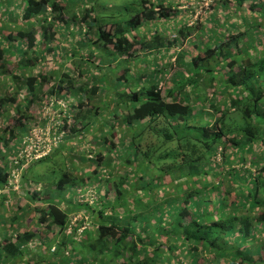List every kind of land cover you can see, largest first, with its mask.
<instances>
[{
	"label": "trees",
	"instance_id": "1",
	"mask_svg": "<svg viewBox=\"0 0 264 264\" xmlns=\"http://www.w3.org/2000/svg\"><path fill=\"white\" fill-rule=\"evenodd\" d=\"M98 1L63 0L62 6L59 0H0V18H11L10 28L15 30L0 22V77L18 79L15 89L22 90L24 86V112L28 113L41 97L36 90L51 80L54 83L46 104L49 98L73 92L80 95L81 112H75V108L72 113L64 112L65 117L59 122L64 138L45 161H55L66 151L70 154V146H77L78 140L89 146L96 157L90 160L87 176H74L79 169L74 159H59L57 165L68 161L66 171L73 168V173H62L49 185L52 193H58L71 183L86 197L88 188L92 204L80 203L73 210L64 211L58 196L55 199L50 193L42 198L41 187L39 192L25 187L29 202L43 201L30 208V214H24L27 221L9 210L10 214H0L4 242L0 241V264H48L51 257V264L57 259L59 264H70V259L73 264H264V0H214L210 16L202 22L188 23L185 15L191 12L181 9L183 4L178 6V1L185 0H129L128 5L139 7V11L125 22L111 20L108 13L104 15L107 8L102 12L101 5H95ZM195 5L188 9L194 12ZM64 7L65 13L73 14L71 20L62 16ZM121 8L127 9L124 3L117 7ZM217 17L234 23V32L220 28L224 35L218 32L210 38L215 30L207 33L205 26ZM179 18L183 24L171 33H176L175 38L159 31L157 24L169 27ZM100 19L108 21L102 23ZM156 19L159 23L149 31L145 26ZM73 21L83 23L82 27L77 26L82 37L91 35L86 43L88 50L102 51L101 55L98 53L102 64L93 72L87 71L93 52L83 58L73 51L69 58H63L61 47L51 44L56 38L54 24H61L62 32L73 35L76 30H68L74 27ZM36 22L40 25L38 33ZM195 29L201 33L200 38L191 37ZM42 48L53 51V57L45 59L49 66L59 64L62 70L71 61L79 73L61 72L56 80L53 75L49 80L48 75L38 74V65L32 61L43 60L39 51ZM161 54L169 61L159 67L155 60ZM138 55L148 56L157 69L152 68L148 77H140L147 81L145 86L115 95L116 104L125 100L134 105L121 115L125 128L116 131L110 125V130L106 127L108 135L103 137L105 132L100 128L104 125L99 120L105 115L99 97L105 101L112 94L107 88L113 83L126 84L124 70L119 77L114 70L120 61L126 65ZM173 60L185 61L189 67L184 68L187 72L190 68L191 73L174 81L163 96L159 86L163 87L169 79V68L175 66ZM201 88H211L213 92L208 96L205 91L206 99L198 101ZM220 90L225 94L219 98ZM207 103L209 107L204 110ZM7 104H16V94L0 95V119L6 115L3 107ZM201 115L204 123L195 122ZM17 116L18 130L0 126V190L8 183L13 156L27 134L22 124L25 115ZM121 116L111 117L117 120ZM230 116L237 118L230 122ZM116 136L124 139L122 144L127 142L125 149L117 151ZM84 138H89V142ZM27 171L23 172L24 178ZM150 173L155 176L149 177ZM84 176L91 181L86 183ZM69 193L71 200L73 193ZM16 194L2 193L0 208H11ZM109 196L111 201H106ZM78 213L87 215L89 223L81 220L72 224ZM31 223L38 229L27 227ZM15 224L17 231L10 226ZM52 227L58 239L45 241Z\"/></svg>",
	"mask_w": 264,
	"mask_h": 264
},
{
	"label": "rangeland",
	"instance_id": "2",
	"mask_svg": "<svg viewBox=\"0 0 264 264\" xmlns=\"http://www.w3.org/2000/svg\"><path fill=\"white\" fill-rule=\"evenodd\" d=\"M2 1H5V0H2ZM62 1L63 0H59V2L62 4ZM167 1V0H166ZM129 0H99L95 5H101L100 8L103 11H105L106 9V13L104 12V15H107V13L109 15H112L111 16V20H115V21H127L129 18L135 16L137 14V12L139 11V7H131L128 5ZM197 2V0H185V3L181 2V1H178V6H181L182 4L184 6H181V9H185L184 11L188 12L187 10H189V12H191V14H186L185 15V18L186 16L188 15V18H186L187 20L185 22H189V21H204L205 20V17L207 18L208 16H210V14H212L211 12L210 13H207L205 15H202L200 14L201 18L199 15H197L196 11L193 12V10H190L188 8H192L193 4ZM121 3H124L125 7L127 9H120L118 10L117 7L121 4ZM63 6V4H62ZM19 9L21 10V5L19 7ZM213 9V7H212ZM16 10V9H15ZM15 10L13 9V14H16ZM65 10L66 8L64 7V11L62 12V16L64 17V19H69L71 20L73 14L71 15V13H69V15L67 13H65ZM22 11V10H21ZM172 11V10H171ZM173 12V11H172ZM79 15L81 13H78ZM20 14H18L17 18L19 20V22L22 21V19H20L19 16ZM78 15V16H79ZM190 15V16H189ZM76 18H79L77 15H75ZM101 16L103 17V14H101ZM5 18V16H4ZM84 16L82 17V20H83ZM178 18V17H177ZM261 18V17H260ZM263 18V17H262ZM255 16L252 17V20H255ZM18 20L16 19V26H18ZM250 20V22L252 21ZM38 22H40L41 20H37ZM100 21L103 23H105L106 21H108V19H100ZM0 22H4V24H8L9 26V30H12L10 27L13 25V23L11 22V18L6 20V19H3V18H0ZM58 22V20H57ZM57 22L54 24V31L56 32V38H54L53 42L51 44L55 45L57 44L56 46L58 47H61L62 49V53H63V58H65L67 55L68 57L66 58H69V56L72 54L71 52L75 51V55H82L83 58H87V56L89 54H91L92 52V57H90V67L87 68V71H94V68L96 66H99L100 64H102V59H98V56H100L102 54V51L99 50V49H96V50H99V51H96V50H93L91 52V50L89 51L88 50V45L86 44L87 43V40L89 39V36L91 35H88L87 39H85L86 37H82V35H80L77 31V26L78 27H82L83 26V23H77L73 21V23H71L74 27L72 28H69L68 30H71V31H75L73 32V35H67V31L65 32H62L61 31V28H60V25L58 26ZM59 23H62V22H59ZM159 23V20L156 19L154 20V22H148L147 26L145 27H148L149 31L150 29L152 28L151 26H153V24H157ZM36 33H38L39 31V23L36 22ZM146 23H144L145 25ZM183 24V21L179 18L177 20H175V24L171 23V25L168 27V26H164V25H161V24H157L159 25L158 26V29L160 32L162 33H165L166 35H169L171 34L173 31H176L180 28V25ZM243 25H245L244 23H241ZM191 25V24H190ZM188 25V26H190ZM234 23L232 22H229L228 23V28H226V30L229 32V30L231 32H234ZM238 27H239V24H238ZM240 27H242L240 25ZM215 28V27H214ZM213 28V29H214ZM197 29V28H196ZM196 29L194 30V32H192V36L191 37H197V38H200L201 37V33L197 32L196 33ZM213 29L211 31H213ZM198 30H201V28H199ZM243 30V29H242ZM241 30V31H242ZM13 32H15V30L13 29L12 30ZM127 31H129V28H127ZM141 31V30H139ZM138 31V32H139ZM60 32V34H59ZM203 29H202V33H203ZM220 32L219 35H224V32L221 30V29H218L217 31H215L214 33H210L211 36L210 38H214L215 34ZM72 33V32H71ZM137 33V32H135ZM59 34V36H58ZM176 35V33H173L171 34L172 36L173 35ZM209 34V35H210ZM65 36V37H61V36ZM79 35V36H77ZM86 35V34H85ZM140 37L143 36V32L139 33ZM164 35V34H162ZM37 36V35H36ZM77 36V37H76ZM177 36V35H176ZM131 37V36H130ZM91 38V37H90ZM57 40V41H56ZM184 48H186L185 50L188 49V45L186 44V42H184ZM75 46V49L72 48V46ZM87 46V47H85ZM181 46V44H180ZM70 48H72V50H70ZM39 51L42 52V58L43 60H38L37 62L32 61L33 63H35V65H38L37 68H35V70H37V73L40 74L41 76L43 74H46L50 77L49 80H51V76L53 75V77H55V80L57 79L56 77L57 76H61V72H68L70 73L71 75L75 74V71L77 72V74L79 73V71L74 68V65H72L73 63L71 61L67 62V64L63 65L64 68L61 70L59 66V64H51L50 66L45 62V59L46 58H50L53 57L52 55V52L53 51H50V50H44L43 48L40 49ZM100 52V55H98V53ZM154 57V56H153ZM148 56H142V55H138L137 58H135L131 63H125L124 62H119L118 63V69H115L114 70V74H116L117 76L119 75V72L121 70H124L122 71V74L124 73V77L127 78L126 80V84L123 85L122 82H120V84H117L115 85V83H113L111 86H109L107 88V91H112V94H110L108 96V98L104 101V97L103 96H100V101L98 102H101L100 104V109L104 112L103 114L105 115V119H100L99 122L103 123L104 127L103 128H100V130H103L105 133L103 134V137H106L108 134H107V128L111 126H113V128L116 129V131L118 130H121L122 128H125V122H124V119L123 117L121 116L123 113H124V110L126 108H129L131 107L132 105H134L133 103L129 102V101H125V100H121L120 101V104H116L115 102V95L117 93H130V89L131 90H138V88H141L143 86L146 85L147 81L144 80V81H141V76L142 75H145V76H149V73H152L153 71L151 70L152 68L153 69H157V65L159 67H162V66H166V63H167V60L169 61V59H167L164 55H158L156 57V60H155V63H158L157 65L155 64H152V62L147 59ZM15 60V59H14ZM18 60V59H17ZM183 60V59H182ZM181 60V62L177 61V60H173L174 61V67L172 68H169V76H168V80H165V83H163V87H161V92H162V95L165 96L166 94V91L168 89H171V87L173 86L174 84V81H177V79H182V78H185L186 76L189 75V72L191 73L190 71V68H189V72H187L185 70V68L187 69L188 64H185L184 65V62ZM13 61V60H12ZM47 61V60H46ZM131 61V60H130ZM150 61V62H149ZM171 63V62H170ZM173 63V62H172ZM202 62H200L201 64ZM107 64V63H105ZM183 65V67H179V65ZM210 65H214L212 64V62H210ZM185 67V68H184ZM171 69V70H170ZM112 75H113V72H112ZM157 75V74H156ZM119 77V76H118ZM158 77V75H157ZM161 77V75H160ZM18 80V79H10V78H4L3 76L0 77V95H5V96H15L16 94V104L15 105H5L3 108L5 109L6 111V115L3 117V119H0V123H2V126H5L6 129L7 128H20L19 124L16 123V117L17 114L19 116H24L25 117L23 118L22 120V124L24 126H28L27 129L25 128V132L27 133V131H29V129H31V127L33 125L37 126V127H42V128H45V127H48V126H54L55 124L59 125L61 121H63V118L65 117L64 116V112H69V113H72V108H75L76 110H74L75 112L77 110H79L81 112V108L78 107V98H79V94H75L73 92V94L71 95H66L63 97V95L61 96H58L54 99H51L52 101H55L57 100L56 102H60L62 103L63 106H59V105H56V106H53L52 108L50 107V105L48 106L46 104V100L47 98L49 97V92H50V89L52 88L53 86V80L47 82V83H44L43 86H41L39 89L36 90V92H39V96H41L39 98V100H35L34 101V105L28 110V113H25L24 110L26 108V104L24 103L25 102V99L27 98V92H26V89H22V90H18V88L15 89L16 86H14L15 84V81ZM128 81V82H127ZM164 81V80H162ZM12 85V86H11ZM162 86V85H161ZM165 87L164 91H162V89ZM189 88H187L189 91L192 90L193 87H190L188 86ZM13 88V89H11ZM11 89V90H10ZM203 88L201 89H198L199 93H198V96L196 97V100L198 99V101H202L204 99H206V94H205V89L204 91L202 90ZM18 90V92H17ZM23 90L25 92H23ZM12 92V93H9V92ZM213 91L211 90V88L206 91V93L208 94V96L212 93ZM11 94V95H10ZM124 94V95H126ZM195 94V93H194ZM225 93H223V91H219L218 93V96L219 98L224 96ZM95 97V95H94ZM209 98V97H208ZM218 98V100H219ZM95 99V98H93ZM200 99V100H199ZM70 102L72 103V105L70 104ZM98 102H94L92 101L93 104L96 105V103ZM70 108H66L68 106H70ZM49 107V108H48ZM197 107L200 108L201 105L200 104H197ZM209 107V104H205V107H204V110H206L207 108ZM66 108V110H65ZM71 110V111H69ZM113 114H117V115H120L121 118L115 120V119H112L113 117H111ZM109 116L111 119L109 120L107 118V116ZM201 118H196L195 119V122H200L201 123H204L205 119H204V116L201 115L199 116ZM6 118V120H5ZM237 118L236 117H232L230 116L229 120L230 122L235 120ZM30 119H32V121H29ZM194 119V118H192ZM201 119V120H199ZM98 120V119H97ZM209 120V121H208ZM208 123L210 124V118L208 119ZM212 122V121H211ZM94 123H96V120L94 121ZM200 123V125H202ZM68 124H71L70 121L68 120ZM124 124V125H123ZM61 125V124H60ZM107 127V128H106ZM27 130V131H26ZM110 130V128H109ZM92 138V137H91ZM87 142H89V138H84ZM124 139H120L119 137H115L114 139V142L115 144L118 146L117 147V151H121L123 149L126 148L127 144H122V141ZM15 143V142H14ZM76 145L77 146H70V154L66 152H63V154L65 156H62L61 158L59 156L55 157V161H56V164H55V161L54 160H49L48 162L45 161V159H41V161L43 162H40L38 163V161H35L34 163H24L23 164V171L21 173H19V178H22V180L26 183H33L34 184V187L32 186L33 189H36V191L38 190V188H42V192L40 197L44 198V196H47V194H52V189H50L51 187L49 186L50 183H52V181L54 179H59L61 178V175L62 173H73V168L71 171H66L67 170V167L70 166L68 161H67V164L61 166V165H57L60 161H58L59 159L62 160L63 157H66V159L68 158H71V159H74L75 161V165H77V167L79 166V169L77 170L78 173L77 174H74V176H83L84 175H88V173L90 172V166L92 165V162L90 160H92L91 158L95 159V152H91L93 150H91V148L89 146H86V144H84L83 142H81V140H78V142L76 141ZM66 147H68V145H64ZM103 145L100 144V146L98 147V149L101 151V149L103 148L102 147ZM115 151V150H114ZM109 153H111L109 151ZM103 154V153H102ZM252 155V154H251ZM253 156V155H252ZM0 160H1V155H0ZM78 164H77V162ZM107 164L111 163L112 162V158L111 159H107L106 160ZM28 166H31V169L28 170V172L25 174L26 177L24 178L22 175H23V172L25 170V168H27ZM54 169V172L53 169ZM92 168V167H91ZM51 169V170H50ZM93 170V168H92ZM152 176H155L154 173H150L149 174V177L152 178ZM24 178V179H23ZM83 179L86 181V183H89L91 180H88L85 176L83 177ZM88 180V181H87ZM73 183V182H72ZM25 184V183H24ZM43 185V187H42ZM68 187V188H67ZM87 191L89 190L88 188L86 189ZM40 191V189H39ZM38 191V192H39ZM69 191H72L73 193V196L70 200V193ZM80 191V193L78 192ZM17 193L16 195L20 196L21 200L19 199H13V201L11 202V206L14 207H27V203H28V200H27V194L25 193L24 191V187H20L18 189V192H15ZM82 191L79 189V188H75V186L73 184H68L63 191H59L58 193H56V195L58 196V198L60 197V200H65L66 201V204H63L62 206V209L64 211H68L69 209H74L76 207V205H79L80 203H86L87 200L88 202H91V200L88 198L86 200V198H82L81 197V194ZM90 193V191H89ZM16 195H14V198L17 197ZM112 195V193L110 194ZM1 196V195H0ZM23 199V200H22ZM111 197H107L106 201H111L110 200ZM87 202V203H88ZM72 203H75L73 205H71ZM41 204V203H40ZM39 204V205H40ZM89 204V203H88ZM34 205H36V203H34ZM92 206V205H91ZM90 213V212H89ZM87 213V214H89ZM30 214V212H29ZM76 217V220H78L79 222V219L83 217V219L87 218V222L89 223V220H88V216L87 215H84L82 213H78L76 216H74L73 218ZM96 221V220H95ZM86 222V221H85ZM72 223H73V219H72ZM75 224V223H73ZM52 233V232H51ZM91 236H94V232H91ZM209 259V257H208Z\"/></svg>",
	"mask_w": 264,
	"mask_h": 264
},
{
	"label": "built area",
	"instance_id": "3",
	"mask_svg": "<svg viewBox=\"0 0 264 264\" xmlns=\"http://www.w3.org/2000/svg\"><path fill=\"white\" fill-rule=\"evenodd\" d=\"M214 0H197L195 5V11L197 12V15H205L207 13L211 12L212 5ZM161 88V86H159ZM47 105L52 108L53 106L59 105L63 106L62 103L52 101L49 99V103ZM57 107V106H56ZM49 108V107H48ZM36 125V124H35ZM33 125L31 129L27 132V134L23 137V140L18 145V151L16 152V155L13 156L12 159V168L8 175V183L3 187L2 190H0V195L2 193H10V192H18V189L22 187H27V190L32 192L33 190L36 191V189H33L32 186L34 185H25L22 181V178H19V173L23 171V164H30L33 161H39L41 159L46 158L50 153L51 149L61 140L64 138L65 132L62 131V128L55 124L54 126H48L45 128L37 127ZM30 187V189H29ZM39 191V188L37 192ZM88 190V196L81 195L82 198H86V200L89 198L91 202H87L89 204H92V197H91V191ZM80 193V191H78ZM73 219V223L78 222L75 218ZM84 220L87 223V218L83 219L80 218L79 221ZM72 223V224H73ZM82 229V228H81ZM70 232V230L68 231Z\"/></svg>",
	"mask_w": 264,
	"mask_h": 264
},
{
	"label": "crops",
	"instance_id": "4",
	"mask_svg": "<svg viewBox=\"0 0 264 264\" xmlns=\"http://www.w3.org/2000/svg\"><path fill=\"white\" fill-rule=\"evenodd\" d=\"M213 17V16H212ZM217 18H219V17H217ZM223 19H225L226 20V18H224V17H220L218 20H214V21H212L211 22V24H207V26H205V28H207V33H209V31L210 30H212L214 27V29H213V32H214V30L215 31H217L218 29H220V28H222V29H224V30H226V28H228V23H229V21H223ZM221 24H223V26L221 27L220 25ZM203 31H204V29H203ZM210 32H212V31H210ZM24 76H27L26 74H24ZM22 89H24V86L22 87ZM74 93H76V92H74ZM70 107H71V105H70ZM1 124L2 123H0V126H1ZM20 127V126H19ZM22 127V126H21ZM27 127L28 126H24L23 128H24V131H25V128L27 129ZM5 128V126H3V128L2 129H4ZM8 129H10V130H12V131H15V130H18V128L17 127H15V128H12V127H10V128H7V130ZM27 131V130H26ZM28 132V131H27ZM12 144H14V143H12ZM12 144H10V146L9 147H11L12 146ZM125 144H127V142H125ZM64 150V149H63ZM77 164H78V162H77ZM26 171L28 170V168L27 169H25ZM24 170V171H25ZM28 172V171H27ZM27 172H25V174L27 173ZM54 194V198H55V196H57L56 195V193H52V195ZM17 197H15L14 199H20L21 200V198H20V196H18V195H16ZM27 197V196H26ZM28 198V197H27ZM1 199L2 198H0V201H1ZM56 199V198H55ZM58 199H60V198H58ZM23 200V199H22ZM27 200H29V199H27ZM61 202H63V204H66V201L65 200H60ZM40 203H43V201L42 200H40V201H37L36 202V205H38V204H40ZM27 205H28V207H15V209H14V207H11V208H9V209H5L4 210V207H2V208H0V214H4V213H9V211L11 212V213H13V214H21V216L23 217L22 219H24L25 218V216H24V214H28L29 213V209L30 208H33V206H36V205H34V203L32 204L31 202H29L28 201V203H27ZM62 209V208H61ZM7 210H9V211H7ZM23 210H27L26 211V213L25 212H23ZM71 210V209H70ZM30 211H33V210H30ZM10 214V213H9ZM24 221H27V220H25L24 219ZM11 226V229L12 230H15V231H17L18 230V227H17V225L15 224V225H10ZM27 227H29L30 229H38L37 227H35V225L33 224V223H31V224H27ZM2 229H3V223L1 224L0 223V241L1 242H3V240H2V237H1V233H2ZM54 231H55V229L52 227L51 229H50V232L45 236V241H55L56 239H58L57 238V235L55 234V235H53V233H54ZM52 232V233H51ZM43 239V240H44ZM58 241H61L60 239L58 240ZM4 243V242H3ZM54 245H55V243H53ZM57 247H59L58 245H57ZM54 260L52 257H51V259H49L48 261H47V263L48 264H51V262ZM51 261V262H50ZM59 260L57 259V260H55V263L54 264H59V262H58ZM68 261V260H67ZM70 264H73L74 262H73V260L72 259H70ZM63 264H67V262L65 261Z\"/></svg>",
	"mask_w": 264,
	"mask_h": 264
},
{
	"label": "clouds",
	"instance_id": "5",
	"mask_svg": "<svg viewBox=\"0 0 264 264\" xmlns=\"http://www.w3.org/2000/svg\"><path fill=\"white\" fill-rule=\"evenodd\" d=\"M211 13H212V9H211ZM191 26V25H190ZM172 36V35H171ZM172 37H176V35L174 34ZM50 99V98H49ZM79 99V98H78ZM56 101V100H55ZM70 104L72 105V103L70 102ZM70 107V106H69ZM66 110V109H65Z\"/></svg>",
	"mask_w": 264,
	"mask_h": 264
}]
</instances>
